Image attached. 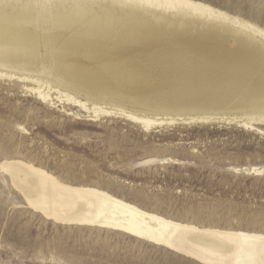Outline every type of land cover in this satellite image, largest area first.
<instances>
[{"label": "bare ground", "instance_id": "obj_1", "mask_svg": "<svg viewBox=\"0 0 264 264\" xmlns=\"http://www.w3.org/2000/svg\"><path fill=\"white\" fill-rule=\"evenodd\" d=\"M3 2L0 77L38 85L32 90L43 100L52 101L57 90L59 101L91 108L97 118L126 116L146 128L213 118L247 127L264 122V29L256 24L193 0H28L9 8ZM73 51L92 62L81 63L85 58ZM142 59L149 62L142 72L176 67L184 83L159 75L147 85L138 70ZM97 62L109 75L136 74L96 80ZM147 87L177 90L153 96ZM0 166L29 206L56 223L115 230L201 264H264L263 234L175 222L24 161Z\"/></svg>", "mask_w": 264, "mask_h": 264}, {"label": "rangeland", "instance_id": "obj_2", "mask_svg": "<svg viewBox=\"0 0 264 264\" xmlns=\"http://www.w3.org/2000/svg\"><path fill=\"white\" fill-rule=\"evenodd\" d=\"M193 1L264 29V0ZM16 2L28 0H4L2 6ZM74 54L85 65L92 62L81 51ZM139 62L147 85L159 75L185 81L176 67L142 72L149 62ZM100 65L96 80L136 74L109 75ZM37 86L0 77V165L24 161L65 184L98 188L175 222L264 235V122L247 127L213 118L146 128L126 116L98 119L91 108L59 101L57 90L50 92L52 101L43 100L32 90ZM148 89L156 96L175 88ZM15 188L0 166V264H201L115 230L56 223Z\"/></svg>", "mask_w": 264, "mask_h": 264}, {"label": "water", "instance_id": "obj_3", "mask_svg": "<svg viewBox=\"0 0 264 264\" xmlns=\"http://www.w3.org/2000/svg\"><path fill=\"white\" fill-rule=\"evenodd\" d=\"M175 89H177V88H175ZM140 113H144V114H148V115H150V116H153V115H156V114H160V115H165L163 112H157V111H143V110H141L140 111Z\"/></svg>", "mask_w": 264, "mask_h": 264}]
</instances>
